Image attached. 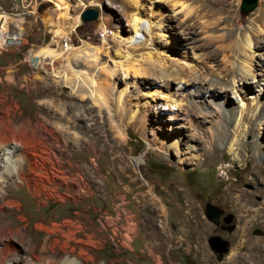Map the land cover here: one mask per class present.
<instances>
[{"label":"rangeland","instance_id":"rangeland-1","mask_svg":"<svg viewBox=\"0 0 264 264\" xmlns=\"http://www.w3.org/2000/svg\"><path fill=\"white\" fill-rule=\"evenodd\" d=\"M143 1L145 6L151 2ZM262 1L256 0L255 6L245 12L240 9L241 0H213L212 5L216 9L221 5L224 11L215 10L205 16L208 19L205 29L210 33L208 38H200L201 34H197L194 47L181 45L173 37L174 33L180 35L178 31L187 25L189 15L172 11L164 4L167 2L162 1L166 5L162 8V15L168 20L161 22L160 30L152 29L153 36L166 44L159 54L169 58L167 60L178 59L179 66L187 63L182 58L199 62L202 50L198 44L208 41L209 47L205 50L217 56L212 64L223 66L219 40L216 39L222 37L221 29L226 26V20L235 24V30L243 28ZM66 2L68 7L64 9L58 8L54 0H0V15H6L7 24L15 23L23 30L17 44L0 46V130L8 125L20 134L29 131L38 134L42 130L41 124L54 129L60 137L55 148L63 150L62 158L57 159L66 165L78 163V167L67 168L70 178L76 174L83 175L86 168L84 177L90 182V192L84 198L80 191L83 196L73 198L76 192L71 187L69 199L50 198L47 204L38 207L26 187L12 185L6 192L19 200L22 208L14 212L6 208L7 218L13 221V225L22 226L24 222L17 220L16 215L23 213L29 221L28 233L32 240L47 235L36 228L38 220H42L45 227L55 223L56 233L49 240L57 238V244L52 245L56 257L64 258L73 250V256L81 257L88 264H264V219L252 221L246 231L238 230L237 225L244 220L238 219L227 200L232 190L243 189L251 203L261 205L264 202L263 185L250 178L251 162L248 160L244 165L235 161L232 164L230 155L225 152L215 154L201 166L194 167L191 163L195 159L183 141L190 133L187 123L167 119L171 109L179 108V105L174 107L177 94L175 97L170 95L167 102L160 94L156 98L150 90L153 87H142L138 83L142 76L146 77L145 73L136 77L134 87L127 86L125 91L132 95L127 108L117 115L112 103L119 83L113 84L109 66L113 59L121 60L114 57L115 49H137L133 46L135 44L124 40L131 28L127 17L130 2ZM89 7L97 10V18L82 22L79 14ZM235 15L246 20L234 23ZM152 17L151 20L154 19ZM101 31L107 35H101ZM137 36L141 40L148 37L140 33ZM262 37L259 34L253 37L249 51L254 52L252 62L261 60L259 54L264 56V49L254 46V41L259 46L263 44L260 42ZM64 39L66 46L63 45ZM153 43L160 46V43ZM86 45L99 48L95 68L84 64L89 55L83 51ZM40 47L48 53L41 55L42 66L38 63L39 68L36 69L31 66L27 53L31 54ZM134 53L137 55L138 52ZM227 66L230 67L229 64ZM255 83L252 89L236 83L237 90H226L229 105L250 100L255 94L258 99H263L264 80L258 86ZM160 84L163 86L162 82ZM173 88L176 87L171 86V91ZM178 88L177 92L183 90V95L187 94L186 88ZM145 100L146 104H140ZM135 107L137 111L132 120L129 113ZM160 115L166 119L162 120ZM172 121L177 127L170 126ZM64 129L70 133H64ZM256 134V129H253V134L247 135L246 140L251 142ZM172 137L177 141V150L172 145L168 146ZM260 137L264 140V133L261 132ZM69 151H75L72 157L68 155ZM136 158L139 163L132 161ZM57 163L55 169L58 168ZM228 185L231 192L226 190ZM58 191L66 193L67 189L59 185ZM186 195L198 204L199 211L192 217L186 213ZM206 203L216 210V222L209 220L204 213ZM127 222H135V229L127 230ZM229 226L232 229L227 232L225 228ZM254 229H259L260 233H253ZM215 234L229 244L227 252L220 257L206 241ZM23 242L26 244V238ZM63 244L65 250L61 249Z\"/></svg>","mask_w":264,"mask_h":264},{"label":"bare ground","instance_id":"bare-ground-1","mask_svg":"<svg viewBox=\"0 0 264 264\" xmlns=\"http://www.w3.org/2000/svg\"><path fill=\"white\" fill-rule=\"evenodd\" d=\"M54 1H56L58 8L65 9L68 7L66 0ZM128 1L130 2V8L128 7L127 17L131 22V28L128 30V34L125 35L124 40H126L125 42H130V44H135L133 46L137 47V49L130 51L122 50L119 47V49L114 50V57L121 58L119 61H115L112 58L111 66H109V71L113 75V84L119 83V88L115 91L112 103L115 113L117 115L123 113L129 102L128 100L132 94L128 95L125 91L127 86H133L136 77L145 73L146 77L142 76L138 83L142 87H153L150 90L156 94V98L160 94L164 102H167L171 97L170 95L175 97V94H177L178 100L177 103H174V107L179 105V108H176V110L171 109L167 119H179L187 123L186 128L189 129L190 133H187L186 137L184 136L183 141L195 159L191 163L194 164V167L201 166L215 154L227 152L230 155L232 164L236 161L239 164L247 165L249 160L251 162V180L257 184H262L264 187V140L260 137V133H264V96L263 99H258L255 94L252 99L245 102L241 101L232 106L229 105L230 98L225 95L226 90L236 88V83L240 86L243 85L245 89H252L253 82H256V86L264 80V56L259 54L258 56L261 60L252 62L251 58L254 52H249L252 47L253 37L258 34L263 36L260 39L263 44L259 46L254 41V46L264 49V0L252 11L251 17L247 19L248 22L241 29L235 30V24L231 20L225 19L226 26L223 25L224 27L221 29L223 35L221 38L216 39L219 40V53L222 55L221 58L224 62L223 66L220 67L212 64L217 59L215 53L211 54L205 50L210 43L208 41L198 44L200 50H202L199 62L190 58V60L182 58L187 63H180L179 66L177 64L178 59L167 60L169 58L159 54L160 51H164L162 48L166 44L160 43L153 36L152 29L154 27L160 30L161 22H167L168 18L162 15L164 14L162 8L167 5L172 11L180 12L184 16L189 15L187 21L189 28L186 29V25L184 29H181L182 32L178 31L180 33L179 36L174 33L173 37L175 40L177 38L181 45L190 44L191 47H194L196 45L195 41H197V34H201V36H198L204 38L210 33L208 32L209 30L205 29L208 21L205 16L212 14L215 10H220L222 13L223 8L221 5H217L219 9H216L211 3L213 0H149L151 2L146 6L143 0ZM162 1H166L167 3H164L166 5L162 4ZM151 17L154 19L151 20ZM234 17H237L236 19L234 18V23L246 20V18L239 15ZM170 19L174 20L175 18L171 17ZM196 27L199 29L197 30ZM64 28L66 29V27ZM144 30L145 33H143ZM103 33L102 35H107L105 31ZM138 33L143 36L148 35V37L141 40L137 36ZM22 34L23 30L21 27H18L15 23L7 24L6 15H0V46L6 43L5 40L8 37L13 41L11 44H17L21 40ZM153 42L160 43V49ZM63 45H66V39L63 40ZM83 49H85L83 51L89 53L84 64L95 68L98 46L86 45ZM45 52L48 53L44 47H40L30 54L29 60L33 68H39L40 64L42 66L41 55ZM134 52H138L137 55ZM200 64L201 66H199ZM119 74L120 76H118ZM186 76L187 78H185ZM65 78L67 80V77ZM160 82L163 83V86ZM172 82L174 83L173 85ZM68 84L72 86L69 81ZM171 86L176 88L171 91ZM178 87L186 88L188 90L187 94L185 95L184 93L183 95V90H181L182 92H177ZM253 90H256V88H253ZM256 93H259V91ZM206 94L208 95L206 96ZM171 100L173 101V99ZM140 104H146V100ZM173 105H170V107ZM136 108L130 111V119L137 111ZM160 117L162 120L166 119L161 115ZM261 124L263 125L261 126ZM171 125H174L173 121L170 123ZM41 128L42 130L38 134L32 131L20 134L12 130L8 125L0 130V264H88L81 257L73 256V250H70V253L67 252L64 258L56 257L57 254L54 253L52 245L57 244V238L54 237L51 241L49 240L50 236L56 233L54 229L55 223L53 224L54 226L45 227L42 220H38L35 223L36 228L39 231L46 232L47 235L40 239L35 240L34 238L32 240L30 238L31 235L28 233L29 221L23 213L16 215L17 220L24 222L22 226L13 225V221L6 216V208H9L11 212L20 211L22 208L20 201L6 192L12 185L26 187V191L35 200L38 207L47 204L50 198L61 201L69 199L68 194L72 191L71 187H74L76 192L75 195L73 194V198L83 196L80 191H82V194L84 193V198L90 192V182L84 177V174L87 173L86 168L83 175L76 174V176L71 178L68 177L70 170L67 168L78 167V163L70 162L67 165L65 162L60 163L57 158H62L63 150L55 148V145L60 143L59 134L57 135L54 129L47 128L44 124H41ZM260 128H263V130L261 131ZM253 129H256L257 134L251 142H248L246 136L253 134ZM63 131L66 134L70 133L67 129ZM176 142L172 137L168 141V146L172 145L177 150ZM150 143L152 144L149 141ZM74 152L69 151L68 155L72 157ZM179 159L180 157H178ZM132 161L135 163L140 162L137 158ZM56 163L58 168L55 169ZM52 183H55V185ZM59 185L67 189L66 193L58 191ZM226 190L231 192L230 185L226 187ZM227 200L230 203L229 205L235 210L238 219L244 220L237 225L238 230L246 231L252 221L264 219V202L261 205L251 203L247 191L243 189L232 190ZM185 205L188 216L192 217L194 213H198V204L188 195L185 196ZM135 226V222H127V225H125L129 231L134 230ZM24 238H26V244L24 243L25 241L23 242ZM47 247H49L51 253H48ZM65 248L63 244L61 249L65 250ZM81 254L83 253L81 252Z\"/></svg>","mask_w":264,"mask_h":264},{"label":"water","instance_id":"water-1","mask_svg":"<svg viewBox=\"0 0 264 264\" xmlns=\"http://www.w3.org/2000/svg\"><path fill=\"white\" fill-rule=\"evenodd\" d=\"M256 4V0H241L240 9L242 11H249L251 10ZM98 12L94 8H85L79 14V18L82 22L85 21H93L97 18ZM6 43H12L11 38H6ZM204 213L206 214L209 220L216 222V210L214 207L208 203L205 204ZM232 226L225 228V230L231 231ZM253 233H260L259 229H254ZM207 244L209 248L218 256H222V254L226 253L228 250V241L226 239L221 238L219 235H211L207 238Z\"/></svg>","mask_w":264,"mask_h":264},{"label":"built area","instance_id":"built-area-1","mask_svg":"<svg viewBox=\"0 0 264 264\" xmlns=\"http://www.w3.org/2000/svg\"><path fill=\"white\" fill-rule=\"evenodd\" d=\"M103 34V32L101 31V35ZM10 45L11 43H3L2 45ZM66 46V45H65ZM27 57L30 58V53H27Z\"/></svg>","mask_w":264,"mask_h":264},{"label":"flooded vegetation","instance_id":"flooded-vegetation-1","mask_svg":"<svg viewBox=\"0 0 264 264\" xmlns=\"http://www.w3.org/2000/svg\"><path fill=\"white\" fill-rule=\"evenodd\" d=\"M224 239V238H223ZM229 245V244H228Z\"/></svg>","mask_w":264,"mask_h":264}]
</instances>
